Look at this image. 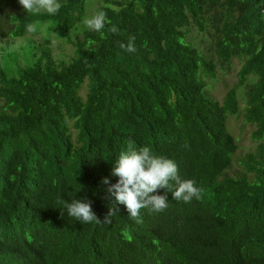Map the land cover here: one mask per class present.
<instances>
[{"label": "trees", "instance_id": "16d2710c", "mask_svg": "<svg viewBox=\"0 0 264 264\" xmlns=\"http://www.w3.org/2000/svg\"><path fill=\"white\" fill-rule=\"evenodd\" d=\"M89 1L60 0L49 16L0 0V42L30 23L47 30L32 63L12 76L0 67V264H264V0H105L110 24L84 30L58 60L51 34L70 35ZM193 29L208 49L189 40ZM236 60L238 80L218 100L209 82ZM232 117L254 128L238 175ZM129 145L175 161L202 199L168 193V208L142 209V223L123 205L111 223L68 216L64 203L81 199L104 220L102 181H117Z\"/></svg>", "mask_w": 264, "mask_h": 264}, {"label": "clouds", "instance_id": "9594fccd", "mask_svg": "<svg viewBox=\"0 0 264 264\" xmlns=\"http://www.w3.org/2000/svg\"><path fill=\"white\" fill-rule=\"evenodd\" d=\"M19 5L28 14L47 13L56 15L62 4L60 0H18ZM89 31L103 32L110 24L103 12H97L83 21ZM26 31H36L35 24H27ZM111 33H118L116 25L108 27ZM135 36L129 37L127 43L120 47L128 53L135 52ZM187 147V145H185ZM111 175L117 177L115 183H110L108 178L102 181L108 184L106 199L110 200L109 212L101 221L92 209L90 200L75 199L65 202L64 208L68 216L75 218L82 224L92 222L111 223V217L119 212L118 205H123L128 217L137 223H142L140 212L147 209L149 212L160 213L168 208V193L172 199L191 203L193 199H202V189L192 179H182L179 175L178 165L172 159L158 155L147 146L134 148L131 145L121 151L112 168ZM163 189L164 194H159Z\"/></svg>", "mask_w": 264, "mask_h": 264}, {"label": "rangeland", "instance_id": "374dc122", "mask_svg": "<svg viewBox=\"0 0 264 264\" xmlns=\"http://www.w3.org/2000/svg\"><path fill=\"white\" fill-rule=\"evenodd\" d=\"M105 5V0H90L87 6V16L99 12V8ZM84 23L81 22L71 30L70 35L60 34L53 32L52 46L55 52V57L58 60H68L74 53V47L72 41L81 36L82 32L86 30ZM47 37L46 27L36 30L33 33L20 37L15 40H5L0 42V67L8 72L10 76L15 75L22 67L32 63L34 60V53L36 47L45 40ZM189 40L193 41L196 45H199L202 49H208L209 40L203 38L197 30L193 29L190 32ZM240 68V63L236 60L230 70L218 69L217 77L211 79L209 82L208 93L218 100H223L226 92L230 89L238 80L237 74ZM238 95L242 106L244 105V88L238 89ZM230 130L240 137L239 149L234 157V164L229 169L231 175H238L243 170L240 166V158L244 154L252 149L254 143L252 142L253 126L246 124L242 119L232 117L229 122Z\"/></svg>", "mask_w": 264, "mask_h": 264}]
</instances>
